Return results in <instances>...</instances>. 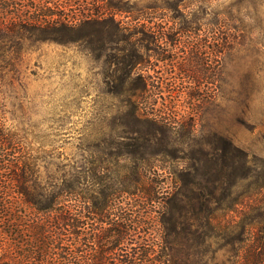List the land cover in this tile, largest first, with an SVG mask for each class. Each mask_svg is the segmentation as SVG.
I'll return each mask as SVG.
<instances>
[{"label": "rangeland", "instance_id": "1", "mask_svg": "<svg viewBox=\"0 0 264 264\" xmlns=\"http://www.w3.org/2000/svg\"><path fill=\"white\" fill-rule=\"evenodd\" d=\"M22 18L66 28L19 53L11 46L0 61V134L8 141L0 166L12 157L33 161V194L49 196L59 184L135 193H120L106 220L91 224L88 202L74 192L57 210L37 212L8 192L1 169L10 203L0 210V262L12 255L25 264H91L109 244L99 247L90 234L106 236L111 223L128 238L102 253L106 264L133 254L135 264H162L153 255L169 252L170 237L157 201L176 189L178 171L206 163L201 156L209 157L218 133L242 150L248 168L233 159L236 203L228 209L227 199V209L202 224L206 240L188 241L184 252L201 264H264V0H0L4 25ZM132 113L164 126L162 141L134 144L132 130L142 125ZM98 170L104 178L94 184ZM29 225L43 228L45 256L26 253Z\"/></svg>", "mask_w": 264, "mask_h": 264}, {"label": "trees", "instance_id": "2", "mask_svg": "<svg viewBox=\"0 0 264 264\" xmlns=\"http://www.w3.org/2000/svg\"><path fill=\"white\" fill-rule=\"evenodd\" d=\"M40 12L42 16L47 17L56 16L57 14L50 12L43 13L42 10H40ZM24 20L25 18H22L21 21L17 20L16 22L4 25L3 21L0 19V61L4 59L5 53L11 46L15 48V52L19 53L21 52L22 44L24 43L33 44L36 42L55 40L57 31L59 29H64L65 27L64 25L55 27L54 25L48 24H35L36 22L42 23L41 20L37 18L34 20L28 18L27 20L35 22H30V24ZM8 42H11L9 47L6 44ZM139 88L142 89L143 86ZM138 115L136 113H132V120L137 125H142L132 130L133 134H135L133 138L136 142L134 144L142 145L145 142H148V140L151 141L152 138L162 141L164 136L162 133L164 134L165 131L164 126L156 123L152 119L142 118ZM143 126L148 129V132L143 130ZM214 136L216 139L212 144V150L209 157L207 158L206 154L204 157L201 156V158H206V160L201 159L200 163H206H204V165L193 163L187 167L186 170L178 171L175 176V184L177 185L176 189L169 197H165V199L159 198L157 201L163 209V212L159 217L162 232L166 231L170 237L168 239V246H166L169 248V252L165 254L154 252L153 255V259L162 264H201L202 258H197L195 262L192 260L190 262V259H188L189 256L187 255L188 253L184 252L186 246H190L188 241L193 244L192 242H195V239L206 240V234L201 231V228H205L202 224L205 223L208 225L210 220H214L216 218L218 211L224 209L226 210V202L229 200L228 209H231V207L236 203V199L234 197L232 198V194L233 188L236 186L234 178L238 175L239 170L238 166L233 163V159L241 158L242 168L245 167L246 169L248 168L247 161L246 159H242V154L244 153L231 140L226 139L225 136L218 133H215ZM9 139L13 140L14 137L10 135ZM7 142L6 135L4 133L0 134V145L8 148ZM160 152L156 153L159 154ZM7 154L10 153L8 152ZM133 156L134 159H137L136 155ZM141 158L143 159L145 156L142 155ZM197 160H200V158ZM6 165L3 168L0 166V170L8 169L9 175L5 176L2 181L7 184V187H9V193L10 189H13L17 195L21 196L24 203L33 207L37 212L44 213L50 212L53 209L57 210V204H60L63 200H65V196L72 191L75 193L74 195H76V197L82 199L81 201L83 203L84 200L88 202V204L86 203L87 206L83 207V210L84 212L87 211L89 214L86 213L87 216H85V213L83 212V217H87L91 220V224H93V222L99 223L98 221L104 222L106 220L107 208L111 207L118 201V195L120 193H135V191L130 190L127 187L118 188L112 192L107 190L96 192L92 190V192L88 191L87 193L83 192L77 185L75 188L72 187V189H70L69 186L59 184L58 187H55V193H51L49 196L47 195L48 197L44 194V191H41L38 194H33L30 189H35V186L37 185L36 177H32L29 173L32 169L33 161L25 163V160L23 159L18 160L15 157H12L6 161ZM98 172L99 170L90 173V179L94 184H98L99 180L104 178V176L99 175ZM132 180L137 183L136 190H141L138 187V184L141 182L140 177L133 178ZM37 188H39V186H37ZM218 191L220 192L218 193ZM6 197H8V194H6L5 189L3 190V187H0V210H3L4 212L8 209V206L4 208V205L10 203L9 201H6ZM151 200L154 201L152 198ZM166 211L169 213V216H166ZM58 216L59 215L53 217ZM53 217L48 218L52 219ZM68 218L69 217L67 216H60L59 220L64 221ZM81 223L82 222L77 221L76 223H71V226L79 227ZM109 224L110 226L107 229L108 234L106 236H100L97 232L90 234V240L95 241L96 245H99V247L107 246L105 243L109 244V247L103 249L102 252H98L96 256H94V259H91V261L93 260L91 264H106L102 253L108 249H117V247L128 238V230L122 228L120 224H118V227L116 228H112L113 224ZM29 229L32 232L33 240H30L29 246H31V248L26 250V253L29 255H36L39 253V256H45L48 250L46 240L43 236V228L36 225H29ZM14 233L15 236H17V233ZM178 236L182 237V243H180V245L176 244L178 243ZM240 241H242L241 237L235 239V242ZM12 249L14 250V248ZM10 253L12 254L13 251L10 250ZM7 256H9V260H7L8 262H0V264H25L22 260H20V258L13 257L12 255ZM2 258L3 257L0 256V260ZM136 259L138 258L135 254L126 255L124 258L123 256H120L119 262L121 264H135L136 262L134 260ZM142 260L143 259H140V261ZM256 261L257 260H255L252 264H255ZM107 264H110V262Z\"/></svg>", "mask_w": 264, "mask_h": 264}]
</instances>
